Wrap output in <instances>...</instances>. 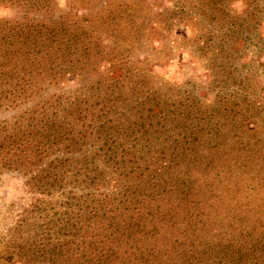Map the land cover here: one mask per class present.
<instances>
[{
    "label": "trees",
    "instance_id": "1",
    "mask_svg": "<svg viewBox=\"0 0 264 264\" xmlns=\"http://www.w3.org/2000/svg\"><path fill=\"white\" fill-rule=\"evenodd\" d=\"M245 1L0 0L19 15L0 18V99L38 98L3 147L53 197V264H264V195L216 212L237 237L212 229L194 203L201 184L185 181L211 168L213 106L154 83L165 55L149 51L177 20L194 37L197 16ZM222 170L211 169L221 194L239 189Z\"/></svg>",
    "mask_w": 264,
    "mask_h": 264
},
{
    "label": "rangeland",
    "instance_id": "2",
    "mask_svg": "<svg viewBox=\"0 0 264 264\" xmlns=\"http://www.w3.org/2000/svg\"><path fill=\"white\" fill-rule=\"evenodd\" d=\"M223 5L219 14L197 16L194 37L177 20L165 46L154 42V50L149 51L157 57L165 55L161 67L153 64L154 83L213 106L206 127L211 168L195 171L185 184L196 180L201 184L194 203L201 213H210L212 229L224 232L231 223L215 217L220 207L235 208L243 204L244 197L264 195V183L258 187L261 182L254 180L264 179V0ZM0 18L14 20L19 15L15 10L0 9ZM191 36L192 41L186 42ZM37 101L34 95L25 105L6 109V100L0 99V264H53V197L39 193L38 167L24 170L19 156L5 154L2 141L7 124ZM216 164L223 168L221 177L239 180V189L227 183L221 194V184L211 175ZM229 229L236 236L237 231Z\"/></svg>",
    "mask_w": 264,
    "mask_h": 264
}]
</instances>
